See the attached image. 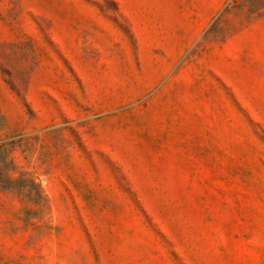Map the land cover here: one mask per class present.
Instances as JSON below:
<instances>
[{
    "label": "rangeland",
    "instance_id": "374dc122",
    "mask_svg": "<svg viewBox=\"0 0 264 264\" xmlns=\"http://www.w3.org/2000/svg\"><path fill=\"white\" fill-rule=\"evenodd\" d=\"M0 264H264V0H0Z\"/></svg>",
    "mask_w": 264,
    "mask_h": 264
},
{
    "label": "crops",
    "instance_id": "0c3cea01",
    "mask_svg": "<svg viewBox=\"0 0 264 264\" xmlns=\"http://www.w3.org/2000/svg\"><path fill=\"white\" fill-rule=\"evenodd\" d=\"M213 13H214V11L211 14H213Z\"/></svg>",
    "mask_w": 264,
    "mask_h": 264
}]
</instances>
